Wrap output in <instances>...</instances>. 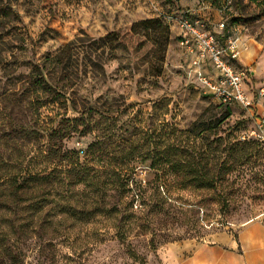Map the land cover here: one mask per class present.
Returning <instances> with one entry per match:
<instances>
[{
	"label": "rangeland",
	"instance_id": "374dc122",
	"mask_svg": "<svg viewBox=\"0 0 264 264\" xmlns=\"http://www.w3.org/2000/svg\"><path fill=\"white\" fill-rule=\"evenodd\" d=\"M227 1L229 7L218 13L228 35L245 29L264 35V0H0V6L10 9L8 15L0 14V181L19 176L36 148L63 143L85 150L111 118L122 134L133 125L147 129L150 118L187 128L218 104L194 76V54L186 53L173 30L179 19L201 20ZM205 4L211 5L206 9ZM159 16L169 26L163 58L153 33L130 28ZM262 75L249 89L253 107L227 104L231 115L218 127L220 135L232 131L244 140L259 132L256 118L264 116V98L254 91L264 82ZM163 99L168 110L153 107ZM95 107L98 111H89ZM72 119L74 128L68 123ZM189 152L192 158L197 155L192 147ZM219 159L210 156V163H217L211 172L216 176ZM46 164L38 163V169ZM148 165L149 160L136 162L129 170L130 193L138 192L141 182L146 202L163 201V208L142 206L137 199L125 213L126 201L118 197L129 193L106 189L101 196L107 203L92 213L91 201L100 195L79 183L71 185L75 210H68L60 208L67 203L53 192L67 187L47 185L38 213L31 206L39 199L36 193L32 197L28 192L22 202L27 216L10 203L0 207V228L23 225L25 230L18 238L7 236L6 246L12 253L15 247L22 249L21 264H165L161 253L167 246L208 241L222 231L233 235L249 220L264 221V146L237 164L217 190L180 188L172 181L183 174L175 171L167 193L156 189V171ZM4 188L0 182L6 199L10 192ZM221 192L228 197L224 203ZM3 262L8 264L7 256Z\"/></svg>",
	"mask_w": 264,
	"mask_h": 264
},
{
	"label": "trees",
	"instance_id": "16d2710c",
	"mask_svg": "<svg viewBox=\"0 0 264 264\" xmlns=\"http://www.w3.org/2000/svg\"><path fill=\"white\" fill-rule=\"evenodd\" d=\"M9 11L10 9L7 11L0 6V14L8 15ZM130 28H141L146 36L153 33L154 43L157 44L159 51L162 50L161 57L163 58V51L169 40V26L162 16L135 22ZM156 35L160 36L161 39L157 40ZM110 36H114V33H111ZM155 73L159 75V71L155 70ZM163 102L165 103L163 104ZM157 105L168 110L166 99L155 102L153 107ZM89 111H98V107H95V110L90 108ZM207 113L211 115L205 116L208 115ZM230 115L229 105L218 103L208 107L187 128H178L174 123L163 121L157 124L154 118H150L147 129L133 125V130H124V134L122 131L119 132L121 126L117 127L114 119L111 118L103 132L99 131L94 134L93 140L85 150L83 148L68 149L63 143L47 146L46 150L36 148L35 155L37 156L29 157L28 164L24 166V169H19L18 172H21L19 176L12 178V180L9 178L0 181L1 185L5 184L6 188L4 189L10 192L8 198L4 199V191H1L3 193L0 194L2 201L0 207L10 203L15 211L25 210V216H27V207L22 202L27 200L28 192L29 196L32 197L36 193L35 197L39 199L33 202L31 206L33 208L32 213H38L42 209L40 206L43 205V200H45L40 198L45 192L43 187L64 184L67 188H57L53 191L55 192L54 195L64 198L67 203L60 208L67 206L68 210H75V208L73 209L74 206L70 204L72 193L69 190L72 184L81 183L85 188H92L95 194L100 195L91 201L93 202L90 204L92 213L96 210L99 211L104 203H107L105 196H101L106 189H114L121 195L123 192L129 193L125 197H123L124 195L118 197V200L122 197L126 201V207L123 210L125 213L135 206L134 201L137 199L140 200L142 206L163 208V201L160 203L158 201L146 202V198L140 190L141 182L137 187L135 185L138 192L130 193L132 187H130L131 172L129 170L136 162L146 160H149L148 166L156 171V189L165 188L168 193L169 185H171L169 176L177 171L181 172L183 176L180 180L172 181V183L177 184L180 188L193 187L198 190H217L218 187L222 186V179L236 170L237 164L246 163L258 154L261 147L264 146L263 141L255 138L242 140L232 131L220 135L221 129L218 130V127ZM70 122H75V119L68 121L69 127L74 128ZM211 135H213L212 139ZM196 142L201 144L197 146L195 145ZM190 147L194 151L197 150L198 156L196 155L195 158H192L189 152ZM81 150L83 151L82 154H80ZM82 156L84 159L81 161ZM210 156L212 159L221 158L218 163L217 176L211 173L214 172L212 169L217 167V163H210ZM38 157L42 159L39 160ZM38 163L47 164L44 168L38 169ZM209 164L211 165L209 166ZM63 190L65 193L69 192L68 196H62V193H59ZM220 194L222 196L219 197L221 198L220 202H226L227 194L224 192ZM164 199L167 200L170 197L166 196ZM73 200L75 201V199ZM23 227V225H15L13 229L10 227V231L0 228V264H4V256L8 257V264H21L23 262L21 258L22 249L15 247L16 249L12 253L11 248L5 244V239L9 235H16L17 238L18 235H24Z\"/></svg>",
	"mask_w": 264,
	"mask_h": 264
},
{
	"label": "crops",
	"instance_id": "0c3cea01",
	"mask_svg": "<svg viewBox=\"0 0 264 264\" xmlns=\"http://www.w3.org/2000/svg\"><path fill=\"white\" fill-rule=\"evenodd\" d=\"M209 5L203 6L208 9ZM218 12L219 8L215 7V12L204 13L203 19L198 21L215 35L218 43L224 45L229 29L224 30V27H220L221 23L225 26V19ZM174 27L173 33L176 34L179 28L176 25ZM238 33L233 35L238 37L236 44L239 48L235 64L250 72L247 88L251 90L255 88L252 86L253 79L263 77L264 35L246 29ZM211 238L198 243L183 242L167 246L161 253L163 262L165 264H264V221L249 220L233 235L222 231L215 233Z\"/></svg>",
	"mask_w": 264,
	"mask_h": 264
},
{
	"label": "built area",
	"instance_id": "2783aa9c",
	"mask_svg": "<svg viewBox=\"0 0 264 264\" xmlns=\"http://www.w3.org/2000/svg\"><path fill=\"white\" fill-rule=\"evenodd\" d=\"M230 1L224 3L219 11L229 7ZM179 43L187 54H194L193 73L206 92L218 103H238L244 108L254 106V99L249 94L247 81L249 71L233 64L239 55L238 37L227 35L224 45L218 43L215 35L204 28L198 20L179 19ZM224 27V23L220 24ZM239 30V27H234ZM254 93L258 99L264 98V82L256 87ZM259 132H252L251 138L264 142V116L257 117ZM83 151H80L82 154Z\"/></svg>",
	"mask_w": 264,
	"mask_h": 264
}]
</instances>
